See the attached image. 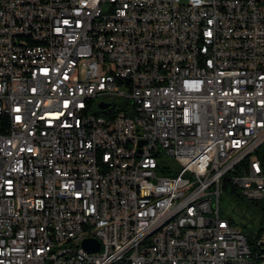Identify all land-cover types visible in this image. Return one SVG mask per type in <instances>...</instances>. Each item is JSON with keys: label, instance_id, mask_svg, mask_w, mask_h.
Masks as SVG:
<instances>
[{"label": "built area", "instance_id": "2783aa9c", "mask_svg": "<svg viewBox=\"0 0 264 264\" xmlns=\"http://www.w3.org/2000/svg\"><path fill=\"white\" fill-rule=\"evenodd\" d=\"M225 179L264 213V0H0V264H264Z\"/></svg>", "mask_w": 264, "mask_h": 264}, {"label": "trees", "instance_id": "16d2710c", "mask_svg": "<svg viewBox=\"0 0 264 264\" xmlns=\"http://www.w3.org/2000/svg\"><path fill=\"white\" fill-rule=\"evenodd\" d=\"M161 173L164 175H172L170 172L164 170L163 168L161 169ZM223 191H229L231 198L236 202L238 208L242 213H245L247 212V209H250L251 216L244 222H237L230 216L228 218L233 225H238L237 227L244 234L248 243L252 244L254 237L264 229V213L261 202L246 199L241 195L239 189L226 179L223 182Z\"/></svg>", "mask_w": 264, "mask_h": 264}, {"label": "rangeland", "instance_id": "374dc122", "mask_svg": "<svg viewBox=\"0 0 264 264\" xmlns=\"http://www.w3.org/2000/svg\"><path fill=\"white\" fill-rule=\"evenodd\" d=\"M163 160L171 164L175 163L173 159L168 158V157L163 156ZM220 211H221L222 216H225V217L230 216L237 222H244L247 218L251 216L250 209H247V212L245 213H242L240 211L236 202L231 198L229 191L222 193L220 196Z\"/></svg>", "mask_w": 264, "mask_h": 264}, {"label": "water", "instance_id": "95a60500", "mask_svg": "<svg viewBox=\"0 0 264 264\" xmlns=\"http://www.w3.org/2000/svg\"><path fill=\"white\" fill-rule=\"evenodd\" d=\"M106 106H107V104H105V103L100 104L101 108H104ZM81 245L85 250L90 251V252H96L99 249V243L95 239H85L82 241Z\"/></svg>", "mask_w": 264, "mask_h": 264}]
</instances>
